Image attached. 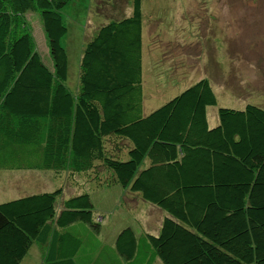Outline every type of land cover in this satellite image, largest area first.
I'll return each mask as SVG.
<instances>
[{
    "label": "trees",
    "instance_id": "trees-1",
    "mask_svg": "<svg viewBox=\"0 0 264 264\" xmlns=\"http://www.w3.org/2000/svg\"><path fill=\"white\" fill-rule=\"evenodd\" d=\"M68 1L0 0V171L118 185L166 216L157 235L123 228L111 249L86 192L58 212L63 188L10 200L0 203V264H20L34 243L42 264H264V109L219 108L210 128L216 97L202 79L144 114L141 0L88 38L73 94L60 44ZM27 10L39 15L49 65Z\"/></svg>",
    "mask_w": 264,
    "mask_h": 264
},
{
    "label": "rangeland",
    "instance_id": "rangeland-1",
    "mask_svg": "<svg viewBox=\"0 0 264 264\" xmlns=\"http://www.w3.org/2000/svg\"><path fill=\"white\" fill-rule=\"evenodd\" d=\"M102 5L104 16L92 11L93 0H69L59 13L67 29L60 41L68 61L65 85L73 94L79 89L80 61L88 38L102 24L123 18L132 9V0H124L115 13L111 11L122 1ZM141 10L144 114L202 79L208 80L216 97V105L206 109L210 128L218 124L219 108L243 110L255 105L264 109V0H141ZM24 17L36 50L49 65L39 15L27 10ZM146 165L147 159L139 170ZM84 180L46 171H0V203L63 188L58 212L61 201L86 192L101 225L98 239L104 245H110L126 227L137 238L159 233L165 212L118 185L98 187ZM20 264H41L39 245L34 243ZM153 264L161 262L156 259Z\"/></svg>",
    "mask_w": 264,
    "mask_h": 264
},
{
    "label": "crops",
    "instance_id": "crops-1",
    "mask_svg": "<svg viewBox=\"0 0 264 264\" xmlns=\"http://www.w3.org/2000/svg\"><path fill=\"white\" fill-rule=\"evenodd\" d=\"M120 1H122V6H120V7H118V8H115L113 11H111V13H115V12H118L122 7H123V4H124V0H120ZM106 3L107 5L106 6H108V5H111V4H113V0H104V1H102V0H93V5H94V9L92 10L96 15L97 14H100V15H103L104 16V14H102L103 13V11H100V9H102L103 8V5H102V3ZM130 11L132 12V9L131 10H129L128 12H127V14L126 15H123L122 17L123 18H125V17H128L129 15H130ZM106 12V11H105ZM105 16H107V15H105ZM120 19H122V18H120ZM142 47H143V39H142ZM49 228V226H47V229ZM49 231V233L51 234V233H53V227H51L50 229H48ZM46 231V230H45ZM44 231V232H45ZM44 232H43V234H44ZM42 234V235H43ZM50 234L49 235H47L46 237H43L42 235H41V238H45V239H41L40 241L41 242H44L45 240H47V239H51V236H50ZM108 247H110L111 249L113 248V246H114V240L110 243V245H107ZM42 249V248H41ZM41 251L42 250H40L39 249V254L41 255ZM44 251H46V250H43V252ZM28 253V252H27ZM26 256V255H25ZM42 257V256H41ZM24 259V258H23ZM22 259V260H23ZM42 261H43V259L41 258V264H42ZM22 262V261H21Z\"/></svg>",
    "mask_w": 264,
    "mask_h": 264
}]
</instances>
